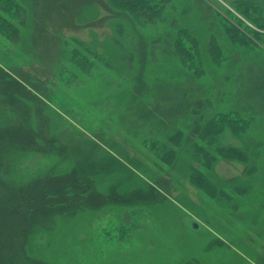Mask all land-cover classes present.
I'll return each mask as SVG.
<instances>
[{
  "label": "rangeland",
  "instance_id": "1",
  "mask_svg": "<svg viewBox=\"0 0 264 264\" xmlns=\"http://www.w3.org/2000/svg\"><path fill=\"white\" fill-rule=\"evenodd\" d=\"M16 1L18 33L0 35V264H264V0H166L147 25L110 0ZM178 28L201 77L174 51ZM231 110L251 125L220 142L250 160L204 171L235 206L189 180L203 124Z\"/></svg>",
  "mask_w": 264,
  "mask_h": 264
},
{
  "label": "trees",
  "instance_id": "2",
  "mask_svg": "<svg viewBox=\"0 0 264 264\" xmlns=\"http://www.w3.org/2000/svg\"><path fill=\"white\" fill-rule=\"evenodd\" d=\"M166 0H110L111 4L119 9L129 13L139 24L147 25L154 23V21L161 15L164 10ZM238 5H245V2H239ZM244 14L250 13L249 4L246 5ZM21 13V6L16 0H0V35L4 38L12 39L18 33L17 23L14 21V16ZM246 16V15H245ZM250 17V16H249ZM237 29L234 27L227 28V33L230 38L235 40V33ZM258 37L261 34L257 33ZM264 40V38H261ZM247 41V39H246ZM244 42V41H242ZM245 43V42H244ZM174 51L178 55L183 65L196 77H201L204 73V58L198 42L194 39L193 35L185 28H178L174 39ZM208 54L215 63L222 60V51L215 38L211 40L208 45ZM89 56L76 54L72 55L71 61L83 72H87L93 68L94 62L89 60ZM251 119L244 118L238 111L231 110L228 112H217L207 118L203 124L198 138L202 141L192 144L191 166L189 180L197 186L198 189L206 193L215 201L227 204H233V195L224 188H219L206 174L204 169H211L212 165L219 160L237 161L241 163L249 162L250 156L248 153L247 145L240 147L236 145L221 144V136L228 128L235 135L241 137L250 125ZM176 136L182 134L178 132ZM184 137V135H182ZM173 149L161 155V158L167 164L172 165L174 162ZM202 168H200V167ZM255 168L249 171L253 172ZM247 175L251 176L250 172ZM238 185L233 187L236 194L241 195L250 190V184ZM235 206V205H234Z\"/></svg>",
  "mask_w": 264,
  "mask_h": 264
}]
</instances>
